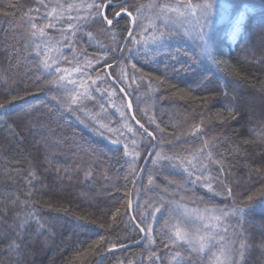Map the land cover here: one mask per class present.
Segmentation results:
<instances>
[{
  "label": "trees",
  "instance_id": "1",
  "mask_svg": "<svg viewBox=\"0 0 264 264\" xmlns=\"http://www.w3.org/2000/svg\"><path fill=\"white\" fill-rule=\"evenodd\" d=\"M111 2L119 7L123 0ZM148 2L130 0L127 7L136 15L134 9ZM222 2L235 11L229 0ZM245 5L253 9L251 19L235 44L214 29L222 41L215 63L181 36L144 50L130 37L116 63V48L121 49L131 21L121 20L114 41L103 25L82 20L73 36L77 59L92 61L86 69L91 76L104 74L99 85L116 91L130 120L125 126V118L99 95L84 101L82 110L66 109L64 89L50 83L60 74L43 69L41 53L25 36L28 16L40 26L45 8L39 0H0V103L10 101L0 110V264H186L189 259L216 264L217 248L197 256L186 244L171 243L172 225L183 227L184 208L178 205L229 213L221 217L225 250L229 242L247 237L243 264H264V197L253 202L254 222L231 214L264 185V0H247L239 10ZM105 56L111 68L103 59L97 63ZM192 125L199 128L195 135ZM204 141L214 143L213 158L225 168L218 173V165L209 162L211 175L219 177L213 191L204 187V177L196 180L199 171L189 177L180 159L157 157L191 158ZM126 152L139 153L135 163ZM137 225L145 231L151 225L150 235ZM177 251L182 258L175 257Z\"/></svg>",
  "mask_w": 264,
  "mask_h": 264
},
{
  "label": "snow or ice",
  "instance_id": "2",
  "mask_svg": "<svg viewBox=\"0 0 264 264\" xmlns=\"http://www.w3.org/2000/svg\"><path fill=\"white\" fill-rule=\"evenodd\" d=\"M40 4L47 9L45 19H50V22L43 24V26H38V24L34 21L31 15L27 18V24L29 31L25 34L26 39L33 42L38 52L41 50V43L48 36L46 29L56 28L57 24L61 21H72L67 23L68 32L65 35V39L68 36H74L75 32L73 29H78L79 22L81 20H91L94 23L103 25V31L112 34V38L115 41L116 30L120 27L121 20L124 18H128L133 25L136 24L138 18L142 15V7L135 8L136 15H133V11L129 10L127 4L130 0H123L120 3L119 7H116L112 4L111 0H93L92 3L85 5L87 9H89L88 17H81L78 15L79 8L81 5L76 4H63L57 2L56 4L44 3V0H39ZM247 0H229V4L235 6V11H229L228 4L222 2V0H171V2L158 3L153 5L156 9L157 18L167 23L168 21L180 19V18H188L191 17L197 21L198 31H197V39H198V48L200 49V56L205 60L211 63L216 62V56L219 53L220 48L222 47V41L219 40L218 36L215 33L213 26V16L217 17L219 21L227 20L229 21L232 37L235 38L241 31H247V23L250 22L251 17L247 14L252 12L253 9L245 7L243 10H239L240 6L246 4ZM32 11L31 9L29 10ZM38 12L39 9H36ZM72 12H77V16L74 18L72 16ZM202 21V23H201ZM147 30V29H145ZM127 35L132 38V43H139L133 36V32L125 28ZM63 34V29H61ZM91 36V33L88 34ZM163 35V33H161ZM155 42V40H154ZM71 48V45H67ZM52 47L49 43H44V48ZM116 51H123L118 46ZM60 58L67 61V57L60 56ZM100 59L104 60V67L111 68L112 64L108 63V58L105 56L103 58H98L97 63L100 62ZM58 63V60H51L48 56L47 52H44V59L41 61V66L45 71H55L60 75L50 83L57 88L64 89V98L62 102L67 110L72 111V106L77 105L78 110L83 109V102L88 99H92L91 93L88 88L85 87L84 84H81L79 87L83 89V91H77L75 88L69 89L67 87L68 84H75L74 80L67 79V74L70 72L83 73L85 68L92 67V61L87 60L86 58L81 61L75 58L72 63L71 69H61L56 67L53 69V64ZM135 67V65H133ZM180 69L173 68V71H179ZM124 73L123 69H121V76L119 79H123ZM98 79H103V76H98ZM143 79V76H141ZM96 81L93 80L92 84H95ZM162 83V82H161ZM99 91L100 89H96ZM107 91V89H105ZM123 91V89H121ZM222 95L227 96L228 93L225 91ZM12 99H15L13 97ZM6 103H10V101L5 103H0V110L6 109ZM129 108L131 107V102H128L127 105ZM236 110H232V118L235 119ZM3 115V112L0 111V116ZM123 115V113H121ZM95 118V116H93ZM139 124V121H136ZM11 127V126H9ZM140 127L144 130V134L148 137L155 138V133L149 132L148 129L144 128V125H140ZM157 127H159L157 125ZM192 134L195 135L199 128L196 125H192ZM213 144H209L208 141H204L203 147L197 149L196 152L191 153V158H180V157H161L157 154L158 159L164 160H173L180 159L181 165L187 164L188 167L184 169V171L188 174L189 177H192L196 171H199L201 175L196 176V180H201L204 177V187L208 189V191H213V183L219 177H213L210 173L209 162L218 165L217 172L223 174L225 171L224 163L221 160H217L213 158L211 148L214 147ZM127 147V146H125ZM207 150V151H206ZM126 155L132 156L133 163H135L136 158L139 153L135 152H126ZM207 161V162H206ZM175 166V165H173ZM135 171V169H133ZM151 183V180L149 181ZM195 182V181H194ZM223 183V181H221ZM226 192L229 196L232 195L231 188L226 187ZM257 196L264 197V185H262L255 192L246 196L247 203L243 206L236 205L231 210V214L238 217V221H250L253 216V202L255 201ZM178 207L184 208L182 215L185 218H188L193 225H199V227L195 231H185L180 224L175 223L172 225L171 229V243L176 245L178 243L186 244L188 246V250L191 253L199 256L204 253L206 250L209 254H212V248H217L220 251V256L224 257L225 260L230 261V264H243V260L245 257V253L249 248V244L247 243V237H241L235 244L228 243L227 250H225V244L223 243L225 240L224 234L227 232L226 228H223L221 217L229 215L227 212L219 211V215L215 214L213 210L204 209L201 212L199 209L189 210L183 205H178ZM157 212L160 211L159 208L156 209ZM134 219V217H133ZM155 219V217H153ZM260 220L264 222V211L260 213ZM42 227V226H40ZM140 232H145V227H140L137 225ZM223 228V232L221 231ZM152 231L151 225L147 226V233L150 235ZM39 234V233H37ZM264 236V232L261 233ZM154 243V241H151ZM14 247H19V245H15ZM107 248V245H105ZM103 251V249H101ZM175 257L182 258L181 253L179 251L175 252ZM214 259L217 261V264H221L220 257L214 256ZM186 264H192V261L189 259Z\"/></svg>",
  "mask_w": 264,
  "mask_h": 264
},
{
  "label": "rangeland",
  "instance_id": "3",
  "mask_svg": "<svg viewBox=\"0 0 264 264\" xmlns=\"http://www.w3.org/2000/svg\"><path fill=\"white\" fill-rule=\"evenodd\" d=\"M57 2L63 3V4L71 3V4L81 5V7L79 8L78 15L81 17H88L89 9H87L85 5L92 3L93 0H82V1L81 0H45V4L51 3L54 5ZM146 4L148 5L144 7L141 6L142 15L138 18V22H136L133 28V31L135 30V27L139 29L138 36L135 38L137 41H139V43H136L135 48H138L141 46V48L144 50L148 46L154 47L155 45H158V43L164 41L165 39L167 38L169 39L170 36L171 37L181 36L182 38H184V40H187L191 44L198 45V39H197L198 25L195 19L191 17L180 18V19L168 21L167 23H165L164 21L157 18L156 9L153 7V5L158 4V3H156L155 0H149V2ZM245 7L251 8L250 6L245 5L241 10H243ZM43 10H44L43 14H41L42 22L40 26H43V24L50 22V19H51V18L45 19V15L48 10L47 9H43ZM72 16L75 18L77 16V12H72ZM69 22H72V21H68V22L61 21L60 23L57 24L56 28L46 29L48 36L45 38L43 42H40L41 43L40 53H41L42 59H44V52H47L51 60H58V63L53 64V69H55L56 67H59L61 69H71L72 67L69 64V61H70L69 58H72L74 56L75 58H78L77 54H80V52L76 50L77 45L74 41L73 36H68V38L65 39V35L68 32L67 23ZM82 23L83 21L81 20L79 22V26ZM213 26H214V29L220 28L216 31H218L219 33L221 32L222 35L225 36L226 40L230 41L231 44H235V42L239 39L243 31L242 30L240 34H238L235 38H233L229 21L227 20L219 21L217 17L215 16V14L213 16ZM61 29H63V34L61 32ZM74 30L75 29H73L72 31ZM161 33H163V35H161ZM44 43H49L52 45V47L45 49ZM69 44L71 45V48L67 46ZM61 55L64 57H67V61L60 58ZM86 69L88 68H85L83 73L70 72L69 74H67V79L74 80L76 82L74 85L68 84L67 87L69 89L75 88L77 91H83V89H81L79 86L81 84H84L85 87L89 89L91 96L93 98L96 97V95H99V97L103 99V101L107 102L113 109H115L120 116H123L125 118L123 124L127 126L130 120L127 117V111L125 110L124 105L121 102H118L114 97L116 91L111 90L110 92V90L108 88H105V86L99 85V81L101 79H98V76H103L104 78V74L91 76L89 70H86ZM93 80L96 81L95 84H92ZM112 81L116 84L115 86H117L120 90L121 89L124 90V88L121 87L120 84H118L119 82L116 81L114 78H112ZM93 89L95 90L96 94H94ZM96 89H100V90L97 91ZM105 89H107V91H105ZM89 100L91 99H88L85 101H89ZM133 108L134 106H133V103L131 102V107L130 108L128 107L130 113L131 111H133ZM121 113H123V115H121ZM189 210H194V209L189 208ZM198 227L199 225H193L188 218L184 217L182 228L185 231H195ZM145 234H148L147 230L145 231ZM215 251L216 252H214L213 254V260H214V256L220 257L221 263H224L226 260L224 257L220 256V251L219 250H215ZM205 252H208V251L206 250ZM216 264H217V261H216Z\"/></svg>",
  "mask_w": 264,
  "mask_h": 264
},
{
  "label": "water",
  "instance_id": "4",
  "mask_svg": "<svg viewBox=\"0 0 264 264\" xmlns=\"http://www.w3.org/2000/svg\"><path fill=\"white\" fill-rule=\"evenodd\" d=\"M133 28H134V25L132 24V25H131V28H130V31L133 32ZM129 38H130V37L127 35L126 38H125V40H124V42H123V45H122V47H121V49H122L123 51H120V52H119V56H118V59H117L116 63L121 59V57H122V55H123V53H124L125 47H126V45H127V43H128ZM117 85H118V84H117ZM123 93L125 94L127 100H129V98H128V96H127V94L125 93L124 90H123ZM131 115H132L133 119L135 120V122L138 121V120L135 118V116L133 115V111H131ZM140 125H141V124H140ZM144 128H146V127L144 126ZM146 129H147V128H146ZM142 130H143V129H142ZM143 131H144V130H143ZM148 131H149V130H148ZM149 132H150V131H149ZM154 150H155V147H153V148L150 150L149 154L147 155V157H146V159H145V161H144V163H143V165H142V167H141V171H140V173H139V175H138V177H137V180L135 181V184L137 183V181H138V179H139V177H140V175H141V172H142L143 169L145 168V166H146V164H147V162H148L150 156L153 154ZM134 187H135V185L133 186V189H132L131 200L133 199V190H134ZM144 239H145V237H143V239H141V240H139V241H136V242H133V243H128V244L124 245V247H130V246H132V245H134V244H136V243L142 242ZM113 250H114V249H113ZM113 250H109V251H108V252H107V253H106V254L100 259L99 263L102 262V261L104 260V258H105L110 252H112ZM115 250H116V249H115Z\"/></svg>",
  "mask_w": 264,
  "mask_h": 264
}]
</instances>
